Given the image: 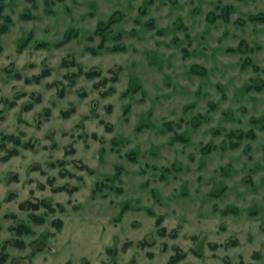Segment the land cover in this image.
Instances as JSON below:
<instances>
[{
    "label": "rangeland",
    "instance_id": "obj_1",
    "mask_svg": "<svg viewBox=\"0 0 264 264\" xmlns=\"http://www.w3.org/2000/svg\"><path fill=\"white\" fill-rule=\"evenodd\" d=\"M0 264H264V0H0Z\"/></svg>",
    "mask_w": 264,
    "mask_h": 264
},
{
    "label": "trees",
    "instance_id": "obj_2",
    "mask_svg": "<svg viewBox=\"0 0 264 264\" xmlns=\"http://www.w3.org/2000/svg\"><path fill=\"white\" fill-rule=\"evenodd\" d=\"M100 72H97V71H94V72H88L86 73V77L88 78H92L94 76H100ZM115 79H117V77L115 76L114 77ZM16 151H14V153L12 154H16L15 153ZM54 192H60L62 190H65L64 187L62 188H53ZM101 191V189H100ZM96 193V191H94ZM59 208L63 209L61 207L60 204L57 205ZM20 208L21 210L23 211H33V212H36V211H40V210H47L48 212L50 213H55L56 212V208L53 207V205L51 204V202L47 199H44V200H28L24 203H22L20 205ZM32 219L38 223V224H42L43 223V218L42 217H34L32 216ZM56 227L58 229H60V221L58 222H54ZM15 232L17 234H25V235H32L33 234V230L31 228H29L28 226L22 224V225H18L17 227L14 228Z\"/></svg>",
    "mask_w": 264,
    "mask_h": 264
}]
</instances>
